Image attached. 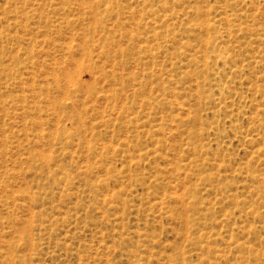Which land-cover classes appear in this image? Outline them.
Listing matches in <instances>:
<instances>
[{"label": "rangeland", "instance_id": "1", "mask_svg": "<svg viewBox=\"0 0 264 264\" xmlns=\"http://www.w3.org/2000/svg\"><path fill=\"white\" fill-rule=\"evenodd\" d=\"M0 264H264V0H0Z\"/></svg>", "mask_w": 264, "mask_h": 264}]
</instances>
